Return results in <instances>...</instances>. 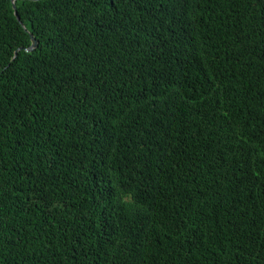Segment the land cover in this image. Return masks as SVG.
<instances>
[{
    "label": "trees",
    "instance_id": "1",
    "mask_svg": "<svg viewBox=\"0 0 264 264\" xmlns=\"http://www.w3.org/2000/svg\"><path fill=\"white\" fill-rule=\"evenodd\" d=\"M15 4L0 264H264V0Z\"/></svg>",
    "mask_w": 264,
    "mask_h": 264
},
{
    "label": "water",
    "instance_id": "2",
    "mask_svg": "<svg viewBox=\"0 0 264 264\" xmlns=\"http://www.w3.org/2000/svg\"><path fill=\"white\" fill-rule=\"evenodd\" d=\"M15 2H16V0H12L13 8H14V10H15V15H16V17H17V20H18L20 23H22V22H21V18H20L19 14H18V11H17V6H16ZM22 26H23L24 29L27 31L26 27H25L23 24H22ZM27 32H28V31H27ZM30 36H31V39H32V44H31V46H30L29 48L26 49V51H28V52H31V51H33L34 49H36V48L38 47V41H37L32 35H30ZM19 50H20V49H19ZM19 50H17V51L15 52V57L18 55Z\"/></svg>",
    "mask_w": 264,
    "mask_h": 264
}]
</instances>
